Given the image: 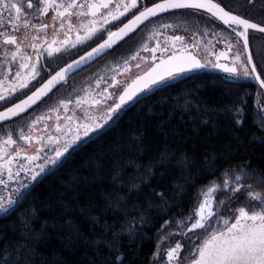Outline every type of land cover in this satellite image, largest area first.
<instances>
[{"label": "snow or ice", "instance_id": "1", "mask_svg": "<svg viewBox=\"0 0 264 264\" xmlns=\"http://www.w3.org/2000/svg\"><path fill=\"white\" fill-rule=\"evenodd\" d=\"M247 3L251 5L254 0H247ZM137 7L138 0H0V69H2L0 102L7 103L14 94H20L21 90L28 89L32 82H38V78H42V69L39 65L43 58H55L58 54L84 47L98 33L102 35L103 32H107V38L101 43L60 68L54 75H50L30 95L0 111V121H8L37 105L61 82H66L70 72L78 71L80 67L92 62L106 50L113 49L144 21L157 17L160 13H167L170 10H192L194 14H199L204 11L231 29L227 38L218 39L219 43L225 45V50L218 54L209 52V57L215 56V60L209 58L203 61L191 50L198 48L199 43L194 42L189 48L184 36L175 34L169 36L162 31L154 30L151 36L157 38L156 45L149 47L145 42L142 46L145 52L152 54L153 66L128 84L118 97L112 96L108 88H105L103 93L99 94V99L92 98L85 112L84 122H80L73 109V115H65L64 119L68 123L63 127L59 123L60 116H56L55 135L52 134L47 123L51 120V116L44 114L36 116L27 124V131L24 127L19 128L16 132L18 139H14L12 131H5L0 136V186L7 189L12 183L16 184L12 189L16 196L15 198L9 196L7 200L0 197V212L8 214L13 210V206L18 205L30 190V181H36L42 173L59 166L65 154L69 153L70 149L75 150L73 146L77 145L78 141L85 142L83 138L89 137L90 133L99 135L98 129H103L109 121L115 122L119 119V110L129 101H133L138 93L153 87L157 89L169 87V81L181 77L182 74L191 73L192 76H198L201 74L198 70L206 68L219 70L211 74L213 80L210 82L215 84V78L218 77L222 82L221 87L229 86V92L232 85L238 84L241 76L254 77L260 82L261 87H264V79H261V74L257 72V64L254 62V57H258L259 62L264 64V50L257 49L254 52L250 48L252 33L264 34V23L254 22L245 15L237 14L222 2H214V0H159L150 7H144L116 31H110L106 27L110 26L111 21H119L120 17H124L126 13L130 14L131 10ZM50 12L53 13L51 24L44 22ZM260 16L264 19V6L260 10ZM174 27L178 26L160 25L161 30ZM50 28L51 38H49ZM203 34H208L207 28H204ZM161 35H164L163 43L159 39ZM169 47L172 49L171 53ZM28 49L32 50L31 53ZM138 57L139 52L129 59L135 60ZM124 63L127 65L129 60H125ZM137 67L139 68L140 65ZM112 81L113 84L118 83L115 76L112 77ZM96 83L99 84L100 80ZM200 87L201 85H197L195 91L198 92ZM85 94H88L87 89ZM108 100L115 102L107 105ZM73 103L71 97L61 99L55 106L49 108L48 112L59 113L63 109L68 113ZM243 103L242 101L241 104ZM75 105L77 109L83 108V98L76 97ZM101 106H106L102 115L89 114L93 107L99 112ZM197 108L198 112L216 111L208 109L207 106L201 108L198 105ZM242 111V107L238 108L235 115L239 117ZM40 122H44L43 129L36 127ZM202 122L208 123V119ZM241 122V119L235 120L237 124ZM73 123L75 129L71 126ZM142 136L143 132H139L132 137L138 152L144 151ZM20 141L24 143L20 144ZM261 142H264V138ZM34 144L35 148L32 150ZM21 155L24 156L26 164L19 162ZM194 159L186 154L176 158L175 153L165 150L160 153L158 160L146 167L144 175L149 178L154 176L155 166L162 167L166 171L174 166H179L181 169L188 168ZM36 161L42 163H35ZM214 164L215 159L206 161L201 171L211 170ZM21 172L25 173L26 177H30V181L23 180ZM223 175L225 177L223 185L215 181L210 182L206 191L199 194L201 199L198 206L186 217L177 221V228L188 225L183 233L174 232L169 237H160L152 253L150 264H185V262L187 264H264V169L253 168L250 162H245L242 166L227 169ZM117 179L119 177L114 174L113 181ZM183 191L181 187V192ZM222 192L229 193V196L217 201L216 197ZM242 193L246 202L234 207L240 202ZM106 207L111 208L113 212L119 210L125 215L128 214L127 201L124 197H120L117 201L109 199ZM169 207L165 204L164 210H161L158 206L149 204L146 212L153 216L166 215ZM132 210L138 209L134 205ZM35 213L36 210L33 209L27 216L21 214L22 239L11 246L6 243L0 248V264H36L33 257L38 253L33 241L38 242L43 238V230L35 232L31 227ZM139 219L140 223L128 230L129 243L135 240L139 229L147 224L149 217L142 215ZM213 220L216 221L215 228L212 226ZM172 226L171 221H165L158 234ZM209 228L213 230L208 232ZM122 232L123 230L120 233L112 231L110 238L103 237L101 241L94 242V244L103 243L109 249L106 256L100 255L99 250H96L95 256L100 259L101 264H132L131 260L126 262L121 259L123 253L120 252L119 243ZM178 234L190 238L188 244L178 240L174 246L162 247L165 239L170 240L172 236ZM137 247L139 248V245ZM118 252L119 255L116 254ZM90 264H95V259L91 260Z\"/></svg>", "mask_w": 264, "mask_h": 264}, {"label": "trees", "instance_id": "2", "mask_svg": "<svg viewBox=\"0 0 264 264\" xmlns=\"http://www.w3.org/2000/svg\"><path fill=\"white\" fill-rule=\"evenodd\" d=\"M200 73L171 81L169 87L156 88L123 106L119 119L79 143L59 166L42 174L13 210L0 214V248L22 239L21 214L27 216L35 209L31 227L35 232L43 230V238L33 241L36 264H90L93 259L101 264L96 250L106 256L109 249L94 242L121 230V259L150 264L160 237L177 229V221L191 211L198 193L210 182L220 185L227 169L245 162L264 169V119L254 104L255 82L239 80L229 92L218 77L215 84L210 82L214 72ZM197 85H201L198 92ZM198 105L216 111L198 112ZM236 119L242 122L237 124ZM139 132H143V152L137 151L132 138ZM165 150L176 158L186 154L195 159L184 169L174 166L166 171L155 166V175L146 177V167ZM213 159L212 169L201 171ZM114 174L119 177L115 182ZM120 197L127 201V215L106 207L109 199ZM149 204L161 210L165 204L170 207L166 215L153 216L146 212ZM134 205L138 210H132ZM142 215L149 217L148 222L129 243L128 230L140 223ZM165 221L173 226L158 234Z\"/></svg>", "mask_w": 264, "mask_h": 264}, {"label": "rangeland", "instance_id": "3", "mask_svg": "<svg viewBox=\"0 0 264 264\" xmlns=\"http://www.w3.org/2000/svg\"><path fill=\"white\" fill-rule=\"evenodd\" d=\"M225 2L228 1L229 4H233L234 8H238V10H244L247 7H250L254 9V6H258V8H262L264 6V0H254L253 4H248L247 0H224ZM140 5V4H139ZM253 19L261 21V23H264V19L260 16V14H255L252 13L250 14ZM169 20H174L172 22L167 23V18L157 20L155 22L146 24L141 30H139L137 33H135L133 36L129 37L127 40L122 42L113 52L109 53L106 56L105 59V70L102 71V74L96 78H92L91 81L89 82H83V81H73L64 83L62 87L59 89V91L52 97L45 99L43 102H41L36 108H34L31 112L27 113L26 115L17 118L15 120H12L8 123L0 125V136H2L5 131H12L14 135V139H18L16 136V132L19 128L24 127L25 131H27V124L31 123L33 119H35L36 116L44 114V115H50L51 120L48 121L49 128L52 131V134L55 135V124H56V116H60V121L59 123L61 124V127H63L65 124H67V120L64 119L65 115H73V109H75V116L79 118L80 122H84L85 118V112L89 108V104L91 102L92 98H96L95 94H93V90L96 89L98 90L100 87H105L108 88V91L112 94V96L117 97L119 92L124 88V86L127 84L129 79L132 78V75L134 73V68L133 66L138 62L141 61L142 57L145 56L147 53H145L143 49V45L145 42L148 43L150 46L153 42L156 41V37H152L151 34L153 33L154 30L157 31H163V32H174L176 30L181 31L183 34H185V38H195L197 40V43H199V51L200 55L206 59L207 54L215 49V46L218 45L220 46H225L222 43L218 42V39L220 38H227L230 34L231 31L227 30L226 28L223 27V25L212 18L206 16L205 14L199 15V14H194V12H180L173 14V16H170L168 18ZM113 21L110 22V25ZM119 22V21H117ZM162 24H173L178 27L170 28L167 30H161L160 25ZM204 28L208 29V34H203ZM194 33L196 34L194 36ZM151 37V38H150ZM163 36L161 35L159 39L161 40ZM250 45L251 49L255 52L257 49H261L264 46V38L259 36L257 33H252L251 38H250ZM120 54V57L115 58L116 53ZM137 52H139V57L135 60H130L129 58L135 55ZM129 60V63L125 65L124 61ZM254 60L257 64V66L262 70L263 69V64L259 62L258 57H254ZM2 71V69H0ZM115 72H120L117 77L118 83L113 84L112 77ZM103 78V79H101ZM239 79H251V78H246L241 76ZM100 80V83L97 84L96 81ZM111 85V87H109ZM89 86H91L89 88ZM88 90V94H85V90ZM102 93V92H101ZM16 95V94H14ZM82 97L84 101L83 108H76L75 105V100L76 97ZM71 97L73 100V105H70V110L68 113H65L63 109L60 110L59 113H49L48 109L52 108L55 106L59 100L61 99H67ZM99 99V98H96ZM16 101L14 97L9 98V101L7 103L5 102H0V109H2L4 106L10 104L11 102ZM115 100H108L107 105H111L114 103ZM254 104L257 109V112L259 115L264 119V93L258 89L256 91V96L254 99ZM106 106H101L99 112H96V109L93 107L91 112L89 114H96V115H102L104 112ZM123 107L121 110H119V113L124 109ZM112 121H109L108 124L104 126V128L108 127ZM72 128L75 129V123H73ZM37 129H43L44 127V122H40L37 124ZM103 128V129H104ZM103 129H98L97 132H100ZM67 129H65L66 131ZM95 135V133H90L89 137ZM89 137H84L83 140L88 139ZM20 144H23L24 142L20 141ZM81 143L80 141L77 142V145ZM77 145H74L76 147ZM35 148V144L33 145V149ZM71 150V149H70ZM31 154V151L30 153ZM67 154V153H66ZM65 154V155H66ZM43 155V153L41 154ZM51 155V153H49ZM19 162L21 164H26L27 162L24 160V156L21 155L19 157ZM35 163H42V161H36ZM51 167V166H49ZM14 171L16 169V165L14 164L13 166ZM47 172V171H46ZM45 172V173H46ZM44 174V173H42ZM41 174V175H42ZM21 178L26 181H30V177H26L25 173L21 172ZM40 175V176H41ZM39 176V177H40ZM38 177V178H39ZM37 178V179H38ZM5 179H7L5 177ZM225 179V177H224ZM223 179V181H224ZM35 181H30L29 187L32 185V183ZM245 183H251L249 181H245ZM218 184V183H217ZM221 186L223 185V182L220 184ZM16 187V184L12 183L9 188H4L0 186V197H2L4 200H7L9 196H12L15 198L16 193L13 192V188ZM209 187V186H208ZM207 187L203 190H201L194 202V205L191 209V211L198 206L200 202V193L203 191H206ZM229 196V193L227 192H222L220 193L217 197L216 200H224L226 197ZM244 194H241V200L239 203L234 205V207L240 206V203H244L243 199ZM219 208V205L217 204V209ZM190 211V212H191ZM3 212H0V214ZM187 216V215H186ZM185 216V217H186ZM212 226L215 228L216 226V221H212ZM188 227L187 224L184 225V227L177 228L175 231H171L166 237H169L171 233H183L185 228ZM213 228L207 229L208 232H211ZM188 237H184L182 235H175L172 236L171 239H165L163 241L162 247L163 248H168L171 246H174L175 243L178 240H181L183 243L188 244L189 242ZM185 254H187V249H185ZM187 264V262H185Z\"/></svg>", "mask_w": 264, "mask_h": 264}, {"label": "flooded vegetation", "instance_id": "4", "mask_svg": "<svg viewBox=\"0 0 264 264\" xmlns=\"http://www.w3.org/2000/svg\"><path fill=\"white\" fill-rule=\"evenodd\" d=\"M156 1H159V0H138V7L137 9H133L131 10V13H126L124 17H120L119 19V22L117 21H113L111 23L110 26H106L109 28L110 31H114L120 24H122L126 19H128L130 16H132L133 14H135L136 12H138L139 10L143 9L144 7L156 2ZM217 2H222L223 5L227 6L229 9L237 12V14H242V15H245L246 18H250L252 19L254 22H261V21H258V20H255L253 19V17L250 15L252 13L255 14H260V8H258V6H254V9L250 8V7H247L245 8L244 10H238V8H234L233 7V4H229L228 1H224V0H215ZM140 4V5H139ZM193 12L192 10H176V11H172V12H169V13H166V14H163V15H160V16H157L151 20H149L148 22H146L141 28H139L135 33H137L139 30H141L146 24H149V23H152V22H155L157 20H160V19H164V18H167V23L169 22H172L174 20H169L168 18H170V16H173V14H176V13H180V12ZM202 14H205L206 16L212 18L213 20L219 22L217 19H215L214 17H212L210 14L202 11L201 13H199V15H202ZM53 13H49L45 19L44 22L46 23H49L51 24V17H52ZM220 23V22H219ZM263 23V22H262ZM223 25V24H222ZM58 26V25H57ZM224 28H226L224 25H223ZM227 30L231 31L230 29L226 28ZM175 31L174 32H164L165 35H181V36H184L185 37V34H183L181 31L179 30H176L174 29ZM163 32V31H162ZM135 33H133L131 36H133ZM253 33H257V32H253ZM259 36H261L262 38H264V35L263 34H260V33H257ZM107 36V32H103V34H97L96 37H94L90 42H88V44L84 47H80L79 49H73V50H70V52H66V53H63V54H58L55 58H43L41 61H40V65L39 67H41L42 69V78H38V82H32L29 86L28 89L26 90H21V93L20 94H16L14 95V98L16 100L24 97L25 95H27L28 93H30L33 89H35L38 85H40L42 82H44L47 78H49L50 75H52L55 71H57L59 68H61L62 66H64L66 63L70 62L71 60L75 59L76 57H78L79 55H81L82 53H84L86 50H88L89 48H91L92 46H94L95 44H97L98 42H100L101 40H103L105 37ZM130 36V37H131ZM163 38L160 40L161 43H163L164 41V35H162ZM49 38H51V28L49 29ZM61 39L63 38L62 36L60 37ZM73 38H75V33H73ZM127 40V39H126ZM196 42L197 43V40L194 38H185V43L187 46H189V48H191V45ZM120 45V44H119ZM118 45V46H119ZM156 45V41L153 42L149 47H154ZM117 46V47H118ZM117 47H115L113 50H111L110 52H108L107 54H105L104 56H102L101 58H99L98 60H96L94 63L80 69L79 71L75 72L74 74L70 75L67 79H66V82H63L60 86H58L52 93H50L45 99L47 98H50L52 96H54L58 91L59 89L62 87V85L64 83H68V82H72V80L75 82V81H83V82H89L92 80V78H96L98 76H100L102 74V71L105 70V59H106V56L113 52ZM250 48H251V45H250ZM262 50H264V46L261 48ZM193 51V54L197 55V57L199 59H201L202 61L203 60H206V59H213L215 60V56H212V57H209V53L207 54V58L204 59L201 55H200V51L198 48H195V49H191ZM225 50V46H218L216 45L215 46V49L211 52H215L216 54H218L220 51H224ZM28 51L31 53V49H28ZM172 49L169 47V53H171ZM147 53L145 56L142 57L141 61H138L134 66V73L132 75V78L129 79L128 82H130L131 80H133L134 78H136L137 76L145 73L147 70H149L153 65L151 63V56L152 54L150 52H145ZM120 57V54L119 52L116 53L115 55V58H118ZM158 62V61H157ZM255 62V60H254ZM256 63V62H255ZM137 65H140V67L138 68ZM257 70L258 72L261 74V78L264 79V64H263V69L261 70L258 66H257ZM199 72L201 71H211V72H218L219 70H216V69H211V68H206V69H201V70H198ZM120 73V72H119ZM118 72H115L113 74V77L115 76L116 79L118 77ZM191 73H185V74H182L181 77H177L175 80L177 79H180L184 76H187ZM175 80H172V81H175ZM239 80H246V79H239ZM248 80V79H247ZM250 81H254L253 78L249 79ZM127 82V83H128ZM171 82V81H169ZM256 84V82H255ZM257 88L260 89L258 87V85L256 84ZM125 87V86H124ZM105 89V87H100L98 90L94 89L93 90V94H95V97L96 98H100V95L101 92L103 93V90ZM156 89V87H153L152 89L150 90H147L145 91L144 93H147V92H150L152 90ZM123 90V89H122ZM121 90V91H122ZM261 90V89H260ZM120 91V92H121ZM262 91V90H261ZM119 92V93H120ZM44 99V100H45ZM43 100V101H44ZM42 101V102H43ZM13 103V102H11ZM10 103V104H11ZM41 103V102H40ZM39 103V104H40ZM38 104V105H39ZM9 105V104H8ZM37 105V106H38ZM7 106V105H6ZM36 106V107H37ZM5 107V106H4ZM34 107V108H36ZM33 108V109H34ZM32 109V110H33ZM31 110V111H32ZM29 111V112H31ZM28 112V113H29ZM27 114V113H26ZM25 114V115H26Z\"/></svg>", "mask_w": 264, "mask_h": 264}, {"label": "water", "instance_id": "5", "mask_svg": "<svg viewBox=\"0 0 264 264\" xmlns=\"http://www.w3.org/2000/svg\"><path fill=\"white\" fill-rule=\"evenodd\" d=\"M156 2H159V1H156ZM156 2H154V3H156ZM214 2H217V1H215L214 0ZM151 6V4L150 5H148L147 7H150ZM143 9H141V10H139V11H142ZM138 11V12H139ZM172 11H176V10H170L169 12H172ZM138 12H136L135 14H133V15H136V14H138ZM169 12H167V13H169ZM207 13V12H206ZM163 14H166V13H160V14H158V16H160V15H163ZM133 15L132 16H130L128 19H126L122 24H120L114 31H116L118 28H120V27H122L123 26V24L124 23H127V21L128 20H130V19H132V17H133ZM153 18H155V17H151V18H149L147 21H144L140 26H138L137 27V29L136 30H134L132 33H129L128 34V36L123 40V41H121V42H118V44L117 45H115L114 47H113V49L115 48V47H117L119 44H121L122 42H124L127 38H129L133 33H135L139 28H141L146 22H148L149 20H151V19H153ZM219 21V20H218ZM221 24H223L221 21H219ZM226 28H228L226 25H224ZM229 29V28H228ZM231 30V29H230ZM258 33V32H257ZM261 34V33H260ZM264 35V34H263ZM107 38V36L104 38V39H106ZM102 42V40L100 41V42H98L97 44H99V43H101ZM97 44H95L94 46H92V47H95ZM91 47V48H92ZM91 48H89L88 50H86V51H90V49ZM113 49H111V50H113ZM111 50H106L102 55H100L98 58H94V60L92 61V62H89V63H86V65L85 66H82V67H80V69H82V68H84V67H86V66H88V65H90V64H92V63H94L96 60H98L99 58H101L102 56H104L105 54H107L108 52H110ZM85 51V52H86ZM84 53H82L81 55H83ZM80 56V55H79ZM78 56V57H79ZM78 57H76L75 59H78ZM75 59H73V60H75ZM72 61V60H71ZM71 61L70 62H68V63H71ZM68 63H66V64H68ZM65 64V65H66ZM64 65V66H65ZM64 66H62V67H64ZM61 67V68H62ZM79 69V70H80ZM60 70V68L57 70V71H59ZM78 70V71H79ZM57 71H55V72H57ZM148 71V70H147ZM146 71V72H147ZM55 72L52 74V75H54L55 74ZM75 72H77V71H73V72H70L68 75H67V77H66V79L70 76V75H72V74H74ZM145 72V73H146ZM257 72H258V70H257ZM259 73V72H258ZM144 74V73H143ZM143 74H141V75H143ZM140 76V75H139ZM138 77V76H137ZM48 79V78H47ZM46 79V80H47ZM134 79H136V78H134ZM133 79V80H134ZM253 79H254V81L256 82V84L258 85V87L262 90V92L264 93V87H261V85H260V82L259 81H257L254 77H253ZM262 79V78H261ZM133 80H131L130 82H128L126 85H125V87H127V85L128 84H131L132 83V81ZM43 83V82H42ZM41 83V84H42ZM63 82H61L58 86H60L61 84H62ZM40 85H38L37 87H39ZM57 86V87H58ZM36 87V88H37ZM57 87H55L50 93H52ZM124 87V88H125ZM35 88V89H36ZM124 88H123V90H124ZM35 89H33L32 91H35ZM122 90V91H123ZM31 91V92H32ZM121 91V92H122ZM145 91H147V90H145ZM144 91V92H145ZM31 92L30 93H28L27 95H30L31 94ZM120 92V93H121ZM144 92H141V93H138V96L137 97H134L133 98V101L134 100H136L139 96H141V95H143L144 94ZM49 93V94H50ZM119 93V94H120ZM119 94H118V96H119ZM27 95H25L24 97H22V98H20V99H18V100H16V101H14L13 103H11V104H9V105H7V106H5V107H3L2 109H0V111H3L5 108H7V107H11L12 106V104H14V103H18L19 102V100H21V99H24ZM117 96V97H118ZM46 98V97H45ZM45 98H42V100L41 101H39L38 103H37V105L40 103V102H42ZM133 101H129L126 105H128L129 103H131V102H133ZM37 105H35V106H32L29 110H27L25 113H22V114H19L17 117H12L10 120H8V121H0V125H2V124H5V123H8V122H10V121H12V120H15V119H17V118H20L21 116H23V115H25L26 113H28L29 111H31L34 107H36ZM125 106V105H124Z\"/></svg>", "mask_w": 264, "mask_h": 264}]
</instances>
